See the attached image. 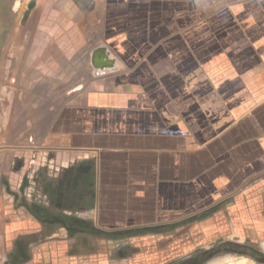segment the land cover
<instances>
[{
  "label": "crops",
  "instance_id": "0c3cea01",
  "mask_svg": "<svg viewBox=\"0 0 264 264\" xmlns=\"http://www.w3.org/2000/svg\"><path fill=\"white\" fill-rule=\"evenodd\" d=\"M0 40V264H264V0H21Z\"/></svg>",
  "mask_w": 264,
  "mask_h": 264
},
{
  "label": "rangeland",
  "instance_id": "374dc122",
  "mask_svg": "<svg viewBox=\"0 0 264 264\" xmlns=\"http://www.w3.org/2000/svg\"><path fill=\"white\" fill-rule=\"evenodd\" d=\"M21 7V0H0V40L6 33L7 25L11 19L16 16L18 9Z\"/></svg>",
  "mask_w": 264,
  "mask_h": 264
}]
</instances>
